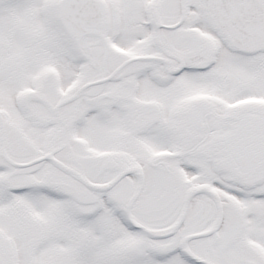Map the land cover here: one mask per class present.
I'll use <instances>...</instances> for the list:
<instances>
[{"label": "snow or ice", "instance_id": "obj_1", "mask_svg": "<svg viewBox=\"0 0 264 264\" xmlns=\"http://www.w3.org/2000/svg\"><path fill=\"white\" fill-rule=\"evenodd\" d=\"M0 264H264V0H0Z\"/></svg>", "mask_w": 264, "mask_h": 264}]
</instances>
